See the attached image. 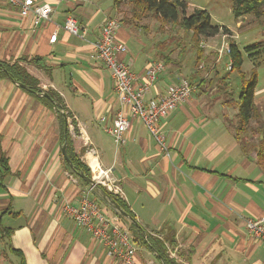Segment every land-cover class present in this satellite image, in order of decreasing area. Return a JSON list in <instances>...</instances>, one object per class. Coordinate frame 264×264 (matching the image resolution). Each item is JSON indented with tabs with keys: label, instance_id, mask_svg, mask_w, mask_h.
I'll return each mask as SVG.
<instances>
[{
	"label": "crops",
	"instance_id": "1",
	"mask_svg": "<svg viewBox=\"0 0 264 264\" xmlns=\"http://www.w3.org/2000/svg\"><path fill=\"white\" fill-rule=\"evenodd\" d=\"M34 3L51 7L49 20H38L32 12L21 16L18 7L0 0V61L25 59L19 64L38 87L61 99L72 154L83 163V156L95 153L99 166L109 169L115 180L119 191L112 195L147 234L176 249L174 264H264V245L247 232L244 222L264 217V169L256 162L255 143L247 145L244 139L256 134V125L237 130V111L221 103L219 95L229 93L217 86L222 76L213 74L225 57L229 63L223 47L236 44L232 30L226 27L228 40L219 35V45L210 39L202 43L204 58L211 60L200 74L204 82L197 87L199 77L192 80L191 96L159 121L167 157L126 106V142L116 146L106 132L119 104L94 44L105 20L114 17L120 21L116 39L127 47L121 58L139 77L138 84L150 64L164 65L145 102L160 100L171 86L192 78L194 51L190 62L160 53L155 47L163 42L151 43L145 36L149 33L123 20L112 0ZM68 16L76 19L83 38L65 31ZM247 18L234 19L235 27H251ZM146 43L151 44L148 50ZM212 75L215 82L209 83ZM263 77L258 73L254 104L264 122ZM38 98L0 77V264H121L62 212L64 204L79 207L86 194L92 201L102 200L67 168L61 120ZM102 203L105 208H99L106 216L116 215ZM121 224L129 227L128 222ZM135 240L132 264H162Z\"/></svg>",
	"mask_w": 264,
	"mask_h": 264
},
{
	"label": "built area",
	"instance_id": "2",
	"mask_svg": "<svg viewBox=\"0 0 264 264\" xmlns=\"http://www.w3.org/2000/svg\"><path fill=\"white\" fill-rule=\"evenodd\" d=\"M9 6L18 7L21 16L32 12L38 20H49L51 7L48 4L35 5L34 0H2ZM65 31L71 35L83 38L79 32L77 21L68 16L63 24ZM120 28L117 18H107L100 29L98 41L94 44L97 58L109 71L114 82L113 89L119 104L114 122L106 132L112 137L116 146H122L126 142L125 133L129 128V121L123 107L135 117L147 129L154 140L158 150L169 157V149L165 138L158 127L161 119L168 117L181 103L186 101L194 90L187 80L171 86L167 93L158 101H144V95L149 93L154 82L163 70L160 62L150 64L144 73V79L138 84L139 77L131 71L129 64L125 63L121 56L127 53V47L116 39V33ZM56 35L50 37L53 43ZM224 52L228 54V43L224 44ZM227 70H230L228 63ZM81 159L89 171L90 178L106 192L113 194L119 190L115 186V180L109 169H102L95 158L93 151ZM74 181V177L70 176ZM62 212L70 217L77 226L84 228L93 239L99 241L106 249L107 254L120 261L121 264H132L137 248L130 230L121 224L117 215L106 216L99 208L97 202L83 196L80 206L69 204L62 206ZM247 232L264 245V217L260 219L245 218ZM169 258L176 259V249L170 248L165 243Z\"/></svg>",
	"mask_w": 264,
	"mask_h": 264
},
{
	"label": "trees",
	"instance_id": "3",
	"mask_svg": "<svg viewBox=\"0 0 264 264\" xmlns=\"http://www.w3.org/2000/svg\"><path fill=\"white\" fill-rule=\"evenodd\" d=\"M112 5L117 10H120L122 5H127L129 8V23L144 29V33L146 34L151 32L150 27L142 24L141 22L142 20L151 19L156 22V28L163 36L166 35L165 33L167 31L171 32L169 26H172L173 29H177L181 33L183 40L185 38H191L193 43L191 46L186 47L184 44L181 48L178 45L177 48L178 57H182L188 49L194 51L195 59L193 64L195 71L192 78L187 80L191 86L194 84V81L192 80L197 77H199V84L197 87L204 82V79L200 78V74L204 72V68L209 67L211 61L209 56L204 58V48H201L199 45H202L204 41L217 35L225 36L227 40L231 37V33L228 28L224 26H216L211 23V17L206 10L194 9L190 14H187L188 5L184 0H112ZM263 11L264 0H232L231 14L235 20L245 16H252L256 20H260L263 16ZM163 46H166L165 42L161 44L162 48H164ZM242 51L247 55L253 66H259L261 63L264 64V56L262 54L264 51V39L260 42L243 47ZM242 51L233 42L228 43L227 55L230 66V70H228V72L236 71L240 77L237 97L233 100L231 96L228 98V101L229 103L233 102L231 105L237 111V130L239 129V131H241L242 129H247L250 127L251 122H255L256 132L260 135L256 145V162L261 169H264V122L260 119V115L254 104V89L257 83V75L255 73V68L251 69L249 78H245L244 74L241 73V66L243 64ZM171 53L172 50L169 51V54ZM163 59L164 62L167 63L168 58ZM19 62H26V60L21 58L19 61L11 63L0 61V77H7L16 83L25 85L28 88L27 92L31 95L36 96V94L40 92L48 95V98L39 97L38 99L49 109L55 110L61 120L62 138L65 135L63 141H66L67 143L66 152L72 163V168L68 165L67 168L75 175L83 173L89 177V171L86 166L70 151L66 133L67 131L64 133V127L67 124L66 117L68 116L64 115V107L61 99L51 91H42L36 82L27 74L26 69L19 64ZM201 65L202 67H200ZM214 73L216 72L214 71L213 74ZM213 77L214 76L212 75L209 83ZM219 82L221 85L223 84L228 86L231 81L230 78L226 76L222 77ZM81 182L83 181L81 180ZM83 184L85 183L83 182ZM109 195L127 214L134 219L130 211L121 201H119L112 194ZM119 219L126 222L120 217ZM128 225L133 238L136 236V240L140 244L153 251L162 261V264H174V260L169 258L167 249L165 248V239L160 240L150 236L141 226L135 227L131 223H128Z\"/></svg>",
	"mask_w": 264,
	"mask_h": 264
},
{
	"label": "rangeland",
	"instance_id": "4",
	"mask_svg": "<svg viewBox=\"0 0 264 264\" xmlns=\"http://www.w3.org/2000/svg\"><path fill=\"white\" fill-rule=\"evenodd\" d=\"M184 1L188 5L187 14H190L194 9L206 10L211 17V23L213 25L225 26L231 29L235 36L236 45L241 51L243 50V47L256 43V42H260L261 40L264 39V18L260 20L257 19V21H255L253 17L248 16L246 21L252 22L251 27H248V28L243 27L240 30L235 27L234 17L231 14L232 0H184ZM119 13H120L121 18H123V20L130 22L128 18L129 8L127 5H122L119 10ZM141 23L150 27L151 32L145 36L146 38H149L148 40H150L151 43L158 42L159 44L160 42H166V46L164 48H161V44L155 47L156 49L160 47L159 52L162 54L167 55L168 52L172 50L173 54L172 53L171 54L173 56H176L178 54V51H177L178 45L181 48L182 45L184 44L186 45V47L191 46V44H193L191 38L190 39L185 38L183 40L181 37V33L177 29H173L172 26H169V29L171 30V32L167 31L165 33L166 35L163 36L157 30L156 28L157 24L155 21L151 19H147V20H142ZM210 40L211 42H214L216 45H219L220 43L219 35L213 38H210ZM146 46H147L146 50H148V48L151 47V44L146 43ZM200 47L204 49L206 48V47H202L201 45ZM192 52L193 51L188 49L185 52V54L182 55V58H184L182 60H187V58H189L188 60L190 62L192 60V57L194 58V55H192ZM262 54L264 56V51L262 52ZM242 55H243V64L241 66V73L244 74L245 78H249L252 68H255V73L257 76H258V73L264 74V64L261 63L259 66H256V65L253 66L251 61L248 59L247 55L243 51H242ZM227 67H228V60L225 57V59L219 62V64L216 66L215 72L218 74L219 77L228 76L230 78L231 82L230 84H228V86H225L223 84L222 85L217 84L219 88H223L224 91H227L229 94L226 93L227 95L222 97L223 93L217 92V95H219V93L222 94V95H219L220 97L219 99L225 107L235 109L231 105L233 102L229 103L228 98L232 96L233 100L236 99L238 86L240 85V77L236 73V71L228 72ZM214 79L215 77H213V80ZM207 80H209V77H207ZM213 82H215V80L212 81V83ZM260 84L262 86L264 85V77ZM231 91H233V93H231ZM239 135L240 137L244 136L241 132L239 133ZM259 137L260 135L256 132V134L255 133L246 134L244 139L247 145L253 142L255 143V145H257V141L259 140ZM97 202L99 203V206L101 207V209L105 208L104 205H102L103 204L102 202L100 201H97ZM126 227L129 229L128 226Z\"/></svg>",
	"mask_w": 264,
	"mask_h": 264
},
{
	"label": "water",
	"instance_id": "5",
	"mask_svg": "<svg viewBox=\"0 0 264 264\" xmlns=\"http://www.w3.org/2000/svg\"><path fill=\"white\" fill-rule=\"evenodd\" d=\"M11 80V79H10ZM11 82H13L14 84H17V86H19L20 88H23L25 90H27L28 88L20 83H16L15 81L11 80ZM37 97H45L48 98V95L40 92L38 94H36ZM61 153L62 156L64 158V160L66 161V163L68 164V166L70 168H72V163L69 160L68 156H67V152H66V141L63 144L62 148H61ZM78 177L85 182L91 190H93L98 196L99 198L102 200V202H104L117 216H119L120 218H122L123 220H125L128 223L133 224L135 227H140V225L137 223V221L135 219H133L129 214H127L111 197L110 195L99 185H97L91 178L90 176H86L83 173H78Z\"/></svg>",
	"mask_w": 264,
	"mask_h": 264
}]
</instances>
